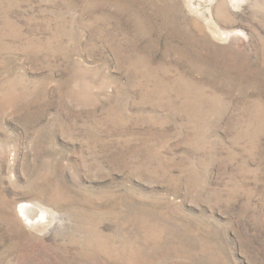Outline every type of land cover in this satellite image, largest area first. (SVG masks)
I'll list each match as a JSON object with an SVG mask.
<instances>
[{"label":"rangeland","instance_id":"1","mask_svg":"<svg viewBox=\"0 0 264 264\" xmlns=\"http://www.w3.org/2000/svg\"><path fill=\"white\" fill-rule=\"evenodd\" d=\"M0 264H264V0H0Z\"/></svg>","mask_w":264,"mask_h":264},{"label":"bare ground","instance_id":"2","mask_svg":"<svg viewBox=\"0 0 264 264\" xmlns=\"http://www.w3.org/2000/svg\"><path fill=\"white\" fill-rule=\"evenodd\" d=\"M27 208L29 209L30 207L28 205H21L20 206V210L21 212H24L25 210H27ZM18 210V209H17Z\"/></svg>","mask_w":264,"mask_h":264}]
</instances>
